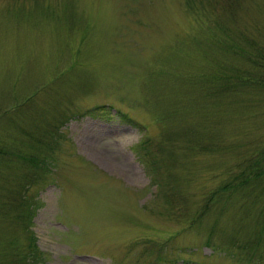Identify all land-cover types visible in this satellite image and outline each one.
<instances>
[{
    "label": "rangeland",
    "instance_id": "rangeland-1",
    "mask_svg": "<svg viewBox=\"0 0 264 264\" xmlns=\"http://www.w3.org/2000/svg\"><path fill=\"white\" fill-rule=\"evenodd\" d=\"M263 46L264 0H0V264H264V90L206 91Z\"/></svg>",
    "mask_w": 264,
    "mask_h": 264
},
{
    "label": "trees",
    "instance_id": "trees-1",
    "mask_svg": "<svg viewBox=\"0 0 264 264\" xmlns=\"http://www.w3.org/2000/svg\"><path fill=\"white\" fill-rule=\"evenodd\" d=\"M260 48V51L256 52H249L248 50L244 51L243 53L245 54H243L242 57L246 59L245 61L247 63V66L241 69H239V67L237 66V69L234 73H229V68L223 66L220 70L222 71L220 77H216L214 81L210 80L208 86L206 87V91L217 92L218 90L216 88L218 86H221L219 88L221 90H223V87V96L220 99V101L223 102L228 100L230 97H233V95H236L237 93L245 92V88H247L254 82H256V86L258 87L259 92H261L259 89L264 90V46ZM228 51L230 50L228 49ZM250 53H252L254 57H252ZM218 92L220 93L221 91ZM225 103L229 106H232V104H234L232 102ZM239 105L246 109L249 104L246 101H241V103L239 102ZM233 172H235V175H233L230 180L226 181L219 188V195H224L226 192L230 193L229 191H231V189L235 186V188L249 190L256 185L257 181H261L262 183L260 186L257 185L256 191H259V195L264 194V140L259 146L256 147V149L246 160H242V163L237 166L236 170L230 171V173ZM219 198L220 196L217 197L215 193H212L209 197V201H217L219 200ZM11 199H13L12 193ZM207 205L210 206L209 204ZM207 210L208 209H202V211L200 212H206ZM192 221H197L196 217ZM30 233L32 232L30 231ZM209 235L210 236L208 244L211 241L210 238L212 233H210ZM244 238L241 237L238 239L234 236H231L229 239V244L232 243L233 247L237 248V250L239 251L246 253L249 256L248 259H251L254 256L253 251L252 254H248V250H251L252 248V250L256 251L255 245L253 244V247H251L252 242L247 232H244ZM30 239L31 241H28V247L25 245L24 250L20 249L17 252L15 251V253L13 254V263L11 264H34L35 261L40 258L39 251L36 248L35 239ZM12 244L14 246L13 248H17V245L14 244V242H12Z\"/></svg>",
    "mask_w": 264,
    "mask_h": 264
}]
</instances>
